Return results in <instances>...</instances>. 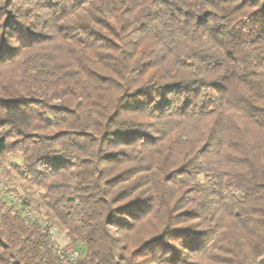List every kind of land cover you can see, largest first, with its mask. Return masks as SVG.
I'll list each match as a JSON object with an SVG mask.
<instances>
[{
	"label": "trees",
	"instance_id": "16d2710c",
	"mask_svg": "<svg viewBox=\"0 0 264 264\" xmlns=\"http://www.w3.org/2000/svg\"><path fill=\"white\" fill-rule=\"evenodd\" d=\"M2 71L0 156L76 264H264V0H0ZM13 203L0 264H60Z\"/></svg>",
	"mask_w": 264,
	"mask_h": 264
},
{
	"label": "rangeland",
	"instance_id": "374dc122",
	"mask_svg": "<svg viewBox=\"0 0 264 264\" xmlns=\"http://www.w3.org/2000/svg\"><path fill=\"white\" fill-rule=\"evenodd\" d=\"M1 75H0V78L3 79V75L5 76V73L2 71ZM21 161H22V157L20 154H17V153H6L0 156V198L8 206H10L11 203L13 202L9 196V193L11 191L16 193L17 197L20 198L21 196L26 194L27 189L29 190V185L14 170V165L21 164ZM198 180L203 181L202 176L199 177ZM32 189L34 191L36 188H32ZM15 210L20 212V208L17 207L16 204H15L13 211ZM34 212L37 213L39 217L44 219L43 214L38 213L36 211ZM157 227L158 226H157L156 220L151 221L149 218H146V220L142 222V225H140L138 229L130 233L131 237H130L129 252L131 250H134L136 246L138 245V243L143 238H147L151 234H153L156 231ZM57 241H58V244L60 245H64L66 247L71 246L69 245V241L65 237L64 233L60 230L57 233ZM74 248H76V250L79 253L78 258L80 257L83 258L85 254V247L82 245H78ZM138 260L140 259L139 258L136 259V261Z\"/></svg>",
	"mask_w": 264,
	"mask_h": 264
},
{
	"label": "built area",
	"instance_id": "2783aa9c",
	"mask_svg": "<svg viewBox=\"0 0 264 264\" xmlns=\"http://www.w3.org/2000/svg\"><path fill=\"white\" fill-rule=\"evenodd\" d=\"M9 196L12 201L20 208L22 216L27 221L38 223L43 229L46 230L50 245L52 246L53 252L60 261V263L76 264L79 257V253L73 246L66 247L64 245L58 244L57 233L59 232V229L56 226L47 222L45 218L43 219L39 217L37 213H35L29 206L22 205L16 193L11 191L9 193Z\"/></svg>",
	"mask_w": 264,
	"mask_h": 264
}]
</instances>
